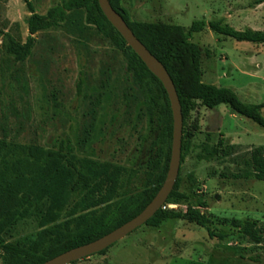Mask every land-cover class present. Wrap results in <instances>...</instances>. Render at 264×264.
I'll use <instances>...</instances> for the list:
<instances>
[{
    "label": "rangeland",
    "instance_id": "obj_1",
    "mask_svg": "<svg viewBox=\"0 0 264 264\" xmlns=\"http://www.w3.org/2000/svg\"><path fill=\"white\" fill-rule=\"evenodd\" d=\"M67 1L30 0L39 15ZM254 1L120 0V5L133 22L188 29L194 21H220L235 31H264V3L256 6ZM29 16L22 0H0V137L5 134L49 149L63 144L75 156L142 173L150 130L120 42L87 25L82 9L39 32L31 55L16 63L8 54L6 35L24 43ZM191 40L202 50L204 83L230 89L244 103L264 102V44L237 42L208 28ZM201 110L191 114L188 124L207 123L211 139L206 141L204 126L191 139L177 179V192L186 199L169 204L183 211L192 205L212 216L210 231L223 238H210L205 229L186 220L165 221L158 228L143 225L104 253L74 264H264V243L255 245L216 221L250 219L264 224V180L256 179L250 160V151L264 146V131L226 105ZM217 125L229 139L235 134L242 141L227 157L199 161L201 145L212 147L220 138L213 132ZM38 230L35 216L18 219L4 238L16 242ZM256 257L257 262L251 261Z\"/></svg>",
    "mask_w": 264,
    "mask_h": 264
},
{
    "label": "trees",
    "instance_id": "obj_2",
    "mask_svg": "<svg viewBox=\"0 0 264 264\" xmlns=\"http://www.w3.org/2000/svg\"><path fill=\"white\" fill-rule=\"evenodd\" d=\"M30 16L26 21L28 36L24 43L8 37V54L16 63L31 55L36 35L64 23L71 13L86 10L85 22L95 26L107 38L122 45L127 69L132 73L146 109L150 146L145 170L78 157L63 144L49 149L35 143H22L0 137V259L1 264H43L73 248L88 244L119 228L151 202L162 186L168 171L172 142V114L161 82L152 75L101 12L97 0H68L51 7L44 15L34 10L30 0H22ZM112 8L127 23L135 37L158 59L169 74L183 117L181 162L191 139L200 132V123L188 124L191 114L200 107L213 109L226 105L234 115L249 119L264 131L261 104L242 102L230 89L206 84L202 80V50L192 42L194 33L208 28L237 42L264 44V31H235L220 21H194L188 29L170 23L133 22L120 5L109 0ZM264 0H255L261 5ZM2 32H0V35ZM205 56L209 51L205 50ZM80 90V83H78ZM201 145L199 161L210 162L227 157L233 145ZM211 136L206 134V141ZM257 180H264V146L250 151ZM178 179V178H177ZM177 192V180L165 203L185 200ZM37 218L39 230L24 239L8 242L4 236L18 219ZM186 220L205 229L210 238L222 239L209 228L212 216L192 205L182 209H160L145 225L158 228L165 221ZM255 245L264 243V224L256 220L217 219ZM108 249L98 253H104ZM86 259V258H85ZM257 262L258 257L251 258ZM76 263V262H74ZM72 263V264H74Z\"/></svg>",
    "mask_w": 264,
    "mask_h": 264
},
{
    "label": "water",
    "instance_id": "obj_3",
    "mask_svg": "<svg viewBox=\"0 0 264 264\" xmlns=\"http://www.w3.org/2000/svg\"><path fill=\"white\" fill-rule=\"evenodd\" d=\"M97 3L106 20L119 33L126 45L131 48L134 54L145 65L147 70L161 82L167 94L173 122L168 171L162 186L154 198L137 216L112 232L100 237L99 239L77 248H73L44 262L43 264H72L92 255L98 254L108 249L116 242L122 240L139 227L145 225L147 221L150 220L162 208L169 195L173 191L176 180L179 176L181 164L183 117L175 86L163 64L158 59H156L135 37L122 16L112 8L109 0H97Z\"/></svg>",
    "mask_w": 264,
    "mask_h": 264
},
{
    "label": "crops",
    "instance_id": "obj_4",
    "mask_svg": "<svg viewBox=\"0 0 264 264\" xmlns=\"http://www.w3.org/2000/svg\"><path fill=\"white\" fill-rule=\"evenodd\" d=\"M202 75H203V78H204L203 71H202ZM201 109L203 110V107H201ZM202 110H201V112H202ZM201 119H203V115H202V114H201ZM200 121H201V120H200ZM203 126H204V125H203ZM203 126L201 125V122H200V127L203 128ZM219 128H220L219 125H217V126L215 127L214 131H213V132L217 135V138L221 135V138L224 139L225 141H229V143H230L231 145H237V144H239V143L242 141V140H241V137H240L239 135H235V134H234V136H233L231 139H229V138L227 137V135H224V134L220 131ZM203 131H204L205 133H209V132H210L207 123H206V125L204 126Z\"/></svg>",
    "mask_w": 264,
    "mask_h": 264
},
{
    "label": "built area",
    "instance_id": "obj_5",
    "mask_svg": "<svg viewBox=\"0 0 264 264\" xmlns=\"http://www.w3.org/2000/svg\"><path fill=\"white\" fill-rule=\"evenodd\" d=\"M162 210H166V209H177L176 206L172 205V204H169V203H165L162 208Z\"/></svg>",
    "mask_w": 264,
    "mask_h": 264
}]
</instances>
